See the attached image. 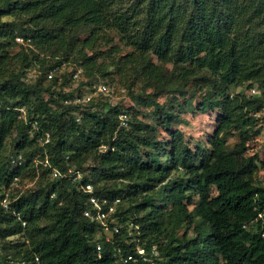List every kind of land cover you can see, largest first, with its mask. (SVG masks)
I'll use <instances>...</instances> for the list:
<instances>
[{
    "label": "trees",
    "instance_id": "16d2710c",
    "mask_svg": "<svg viewBox=\"0 0 264 264\" xmlns=\"http://www.w3.org/2000/svg\"><path fill=\"white\" fill-rule=\"evenodd\" d=\"M108 30L123 53L108 46ZM97 42L108 48L98 52ZM69 62L83 77L71 89L76 67L54 75ZM35 67L39 74L27 80ZM109 67L130 76L128 88L141 84L131 98L151 108L148 121L132 108L121 126L118 115L129 108L72 102ZM196 73L208 87L200 108L220 109L207 147L191 151L168 129L173 101L157 97L183 96ZM242 84L257 93L227 92ZM263 106L264 0H0V264H150L135 246L153 245L162 264H264V186L254 178L257 156L244 154ZM156 126L169 140L161 144ZM231 129L238 140L229 147ZM51 167L80 177L46 178ZM24 170L34 185L13 191ZM86 183L91 193L82 190ZM89 195L113 204L116 222L105 228L83 216ZM161 195L169 208L156 203ZM15 236L21 240L8 244ZM128 253L136 260L123 262Z\"/></svg>",
    "mask_w": 264,
    "mask_h": 264
},
{
    "label": "rangeland",
    "instance_id": "374dc122",
    "mask_svg": "<svg viewBox=\"0 0 264 264\" xmlns=\"http://www.w3.org/2000/svg\"><path fill=\"white\" fill-rule=\"evenodd\" d=\"M86 33L80 34L81 38H84ZM106 36L111 38L110 44L108 46H114L116 45L118 48L119 53H123V46L121 45L120 42L117 40V35L115 34L114 31L108 30L106 32ZM19 43H22L23 46L27 45V42L24 40H18ZM96 48H98V52H101V50H106L108 46L105 44L101 43H96ZM16 48H13L10 50V52H15ZM88 54L90 53L89 50L86 51ZM70 61V60H68ZM169 66V65H168ZM78 69L79 67L76 65L71 64L70 62L68 64H62L60 67L55 71L54 75L58 76L59 74H62L64 72L68 73L72 71L74 68ZM80 69V68H79ZM170 70V67L168 68ZM109 74H107L104 77H100L98 82H93L91 84L95 85L99 82H106L105 86L108 88L107 92L103 93H96L93 95L91 98L94 101L97 100H105L107 101L110 105H117L119 106L122 110L129 108V112H127V120L132 116L131 114V109H135V114L137 118L143 119L148 121L147 116L149 113V110L151 109L150 107L142 106L141 104H136L133 102L131 98V94H136L140 93L141 89V84L136 81L135 84H132L131 87L128 88L126 85V82L130 80V76H120L116 73V71L112 68L109 67ZM81 71V69H80ZM53 73V72H52ZM39 74L37 71V67L32 68L27 71L26 74V79L27 80H33V78ZM197 76H189L187 79L186 85H185V94L183 96H179L177 94L175 95H166V94H161L159 97H157L158 102L162 101H167V100H172V120L170 122V126L168 125V129L172 131H179L181 133V138L182 141L185 142V144L188 146V148L193 151L197 149V147H207L206 140L207 138L213 133L216 123H215V116L218 114V111L220 108H210V107H202L203 101H204V96L207 95V90L208 87L205 84L200 85L198 79H199V74L196 73ZM83 77L79 76L78 74V79L70 81L69 88H73L76 86L77 82L80 81ZM78 80V81H77ZM200 86H199V85ZM256 87V86H253ZM88 91V93L85 94H90L91 89ZM248 88L250 87H245L244 84L239 85V86H233L230 85L227 89V92L230 94V96L235 95V94H244V95H249ZM81 89H84L81 87ZM152 90L151 87H146L144 88L143 94H148ZM208 96V95H207ZM211 96V95H209ZM215 99L222 98V95H212ZM175 100V101H174ZM77 117L76 120H79V114L75 115ZM254 117L258 118L256 125H254L252 128L255 129L256 127L260 126V131L256 134H251L248 136L246 142H245V155H251L255 154L257 156V169L255 170L254 173V178L264 186V125H260L261 117L264 116V112H259L258 114H254ZM127 120L125 125L121 126H126L127 125ZM120 125V124H119ZM256 126V127H255ZM228 136L226 139V145L229 147L232 146L235 142L238 140L237 136V130L231 129L228 132ZM155 136L158 140H161V144L169 140V136L166 133V128L164 126H156L155 128ZM10 148L9 146H6L5 149L3 150V154H9ZM38 161H34V164H36ZM45 163V161H43ZM30 168V167H28ZM39 172V171H38ZM37 173V172H36ZM172 174H177V172H171ZM179 174V173H178ZM29 176V171L22 172V177L23 179H18V180H13L11 183L10 189L23 191L26 187L33 186L35 178H28ZM51 177L50 174L46 175V178ZM124 187L123 189H125ZM210 193L213 195L215 193V190L213 187H210ZM168 198L165 195L159 196V198H156V203L160 204L164 209H167L170 207L169 202H167ZM197 197L194 196L192 198V202H196ZM189 206L188 208H190ZM113 222H116V219H113ZM128 230L132 228L131 224L128 222L127 223ZM134 230L137 228V226H133ZM130 233V232H129ZM182 233V229L178 230V235ZM188 236L192 234L191 231H188ZM16 240H21L20 237L15 236V237H9L7 239L8 244H12L13 242H16ZM10 255V254H9ZM14 263V261H12ZM22 264V263H21Z\"/></svg>",
    "mask_w": 264,
    "mask_h": 264
},
{
    "label": "built area",
    "instance_id": "2783aa9c",
    "mask_svg": "<svg viewBox=\"0 0 264 264\" xmlns=\"http://www.w3.org/2000/svg\"><path fill=\"white\" fill-rule=\"evenodd\" d=\"M15 39H16V41H18V40H21L22 38L16 37ZM52 72L53 71L47 72L46 78H50L53 75ZM79 72H80V69L78 68V69H75L70 74L71 81L78 79ZM105 85L106 84H104L103 82H99L95 85H92V90H91L90 94H85V95H82L80 97L76 96L73 98L72 102L73 103L85 102V101L89 100L96 93L107 92L108 88ZM248 91H249L248 92L249 95H255L257 93V88L250 86V88H248ZM259 112H264V106L261 108V110ZM259 112H256L254 114H258ZM118 118H119V124L125 125L126 120H127V113L126 112L120 113L118 115ZM76 119H77V117L75 118V120ZM47 140H48V134L44 133L43 142L45 143V142H47ZM20 159H21V155L19 153V154H16V156H13L11 158V162L14 164L19 163ZM44 161H45V163H43V164H47L46 160H44ZM49 174L51 175V177L65 176V175H68V176L73 175L72 176L73 179H77L80 177V174L78 172L71 171L70 168H68L66 170V172L61 173L55 167H51ZM82 190H84L85 192L91 193L92 192L91 184L86 183V184L82 185ZM102 203H103V200L100 202L94 195H89L87 198L88 207L82 211V215L99 221L100 223H102V225L105 226V228H107L106 223L107 222H113L114 217L111 216V214L114 211V207H113V204H110V205H107L104 207L102 205ZM21 224L23 225L24 222L21 221ZM112 228H113V230H116L114 225ZM95 248H96V250H99V244H97L95 246ZM135 252L138 255V258L142 261L149 262L150 264H162L159 261L160 257L158 256V252H157L154 245L151 246L148 251L144 250L142 247L136 246ZM121 260L123 262H125L127 260L133 261V260H136V256L134 254L128 253Z\"/></svg>",
    "mask_w": 264,
    "mask_h": 264
},
{
    "label": "clouds",
    "instance_id": "9594fccd",
    "mask_svg": "<svg viewBox=\"0 0 264 264\" xmlns=\"http://www.w3.org/2000/svg\"><path fill=\"white\" fill-rule=\"evenodd\" d=\"M22 225V224H21ZM24 225V224H23ZM138 247H140V246H138ZM135 248H136V246H135Z\"/></svg>",
    "mask_w": 264,
    "mask_h": 264
}]
</instances>
